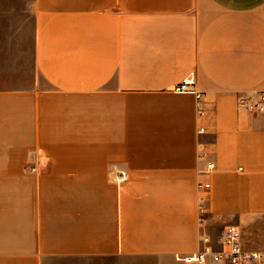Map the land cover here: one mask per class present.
Masks as SVG:
<instances>
[{"label":"crops","instance_id":"obj_1","mask_svg":"<svg viewBox=\"0 0 264 264\" xmlns=\"http://www.w3.org/2000/svg\"><path fill=\"white\" fill-rule=\"evenodd\" d=\"M4 2L0 264L264 252V0Z\"/></svg>","mask_w":264,"mask_h":264},{"label":"built area","instance_id":"obj_2","mask_svg":"<svg viewBox=\"0 0 264 264\" xmlns=\"http://www.w3.org/2000/svg\"><path fill=\"white\" fill-rule=\"evenodd\" d=\"M191 85L192 84L189 82H184L176 88V91L179 93L195 95L198 101V115L202 117L205 114L201 103L202 96L196 89L192 88ZM236 108L240 113L264 115V92L254 95H240L238 97ZM198 133L199 135L205 134L206 128L200 127ZM198 156L200 159H204L206 153L203 150H200ZM206 169L207 172H212L216 169V164L208 162ZM198 188L199 190H202L204 188H209V185L200 184ZM202 242L206 244L207 247L203 251L184 259L186 263L208 264L211 260L214 264H264V252L249 251L244 248L242 231L238 226L231 225L225 228L222 236V250L220 252H215L208 246L210 244L208 238H203Z\"/></svg>","mask_w":264,"mask_h":264},{"label":"rangeland","instance_id":"obj_3","mask_svg":"<svg viewBox=\"0 0 264 264\" xmlns=\"http://www.w3.org/2000/svg\"><path fill=\"white\" fill-rule=\"evenodd\" d=\"M4 5H5V2H4V0H0V10H2L3 9V7H4ZM3 37L4 36H1V41H2V45L0 44V78H4V76L3 75H8V76H11V74L10 73H7V72H3L4 71V67H3V58H1L4 54H6V53H10L11 54V50H6L5 49V46L3 45ZM29 44H31V41L29 42ZM30 55V57H31V53L29 54ZM10 57H11V55H10ZM10 59V58H9ZM9 69H11V68H9ZM25 71H26V73H25V75H24V78H26L27 76H28V72L30 73V74H32V72H33V65H32V62H31V59H30V61H29V63H28V67L26 66V68L24 69ZM1 84V83H0ZM71 262V261H70ZM75 263H78V264H88V263H90L91 264V261L90 262H88V261H74ZM165 264H174L173 262H170V261H166L165 262Z\"/></svg>","mask_w":264,"mask_h":264}]
</instances>
